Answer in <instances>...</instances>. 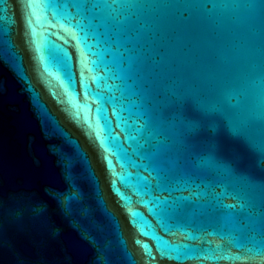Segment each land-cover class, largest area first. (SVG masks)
<instances>
[{
  "label": "water",
  "instance_id": "95a60500",
  "mask_svg": "<svg viewBox=\"0 0 264 264\" xmlns=\"http://www.w3.org/2000/svg\"><path fill=\"white\" fill-rule=\"evenodd\" d=\"M0 264H264V0H0Z\"/></svg>",
  "mask_w": 264,
  "mask_h": 264
}]
</instances>
